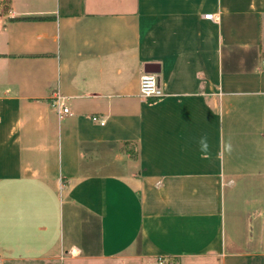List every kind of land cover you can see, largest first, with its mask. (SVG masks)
<instances>
[{
  "label": "crops",
  "instance_id": "1",
  "mask_svg": "<svg viewBox=\"0 0 264 264\" xmlns=\"http://www.w3.org/2000/svg\"><path fill=\"white\" fill-rule=\"evenodd\" d=\"M161 261L264 264V0H0V264Z\"/></svg>",
  "mask_w": 264,
  "mask_h": 264
},
{
  "label": "built area",
  "instance_id": "2",
  "mask_svg": "<svg viewBox=\"0 0 264 264\" xmlns=\"http://www.w3.org/2000/svg\"><path fill=\"white\" fill-rule=\"evenodd\" d=\"M214 13H208L205 15L206 18L213 19ZM140 94L146 98H155L164 95L163 89L160 87L157 75L153 72H144L140 77ZM64 97L58 96L57 102L60 106V112L69 113L70 109L63 102ZM96 120H100L102 123L105 121L104 118L99 116L93 117ZM163 263L162 261L160 262Z\"/></svg>",
  "mask_w": 264,
  "mask_h": 264
},
{
  "label": "trees",
  "instance_id": "3",
  "mask_svg": "<svg viewBox=\"0 0 264 264\" xmlns=\"http://www.w3.org/2000/svg\"><path fill=\"white\" fill-rule=\"evenodd\" d=\"M155 98H157V97H155ZM124 148L126 149V147H124ZM129 152H130V154L132 156H136L137 155V152L135 151V149H130Z\"/></svg>",
  "mask_w": 264,
  "mask_h": 264
},
{
  "label": "water",
  "instance_id": "4",
  "mask_svg": "<svg viewBox=\"0 0 264 264\" xmlns=\"http://www.w3.org/2000/svg\"><path fill=\"white\" fill-rule=\"evenodd\" d=\"M151 65H152V64H148V65L146 66L145 70H146L147 72H149V71H154V70H151V69L149 68Z\"/></svg>",
  "mask_w": 264,
  "mask_h": 264
}]
</instances>
